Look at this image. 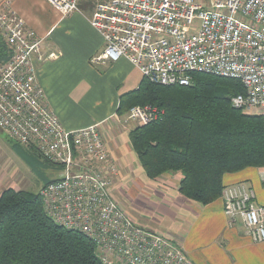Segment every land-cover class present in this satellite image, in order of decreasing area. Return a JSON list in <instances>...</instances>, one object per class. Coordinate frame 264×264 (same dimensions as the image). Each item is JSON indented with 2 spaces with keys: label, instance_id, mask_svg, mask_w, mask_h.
<instances>
[{
  "label": "built area",
  "instance_id": "obj_1",
  "mask_svg": "<svg viewBox=\"0 0 264 264\" xmlns=\"http://www.w3.org/2000/svg\"><path fill=\"white\" fill-rule=\"evenodd\" d=\"M63 15L80 11V0H46ZM89 22L104 40L92 63L126 58L161 85L190 86L195 74L240 82L233 107L264 119V0H97ZM0 131L35 149L58 172L40 195L57 224L85 234L104 264H196L181 244L137 224L114 194L120 176L100 124L67 129L50 107L37 64L44 37L27 27L10 0L0 3ZM158 107L133 106L121 118L147 124L163 117ZM264 180V169L261 172ZM223 211L241 222L254 242H264V204L239 182L224 188Z\"/></svg>",
  "mask_w": 264,
  "mask_h": 264
},
{
  "label": "crops",
  "instance_id": "obj_2",
  "mask_svg": "<svg viewBox=\"0 0 264 264\" xmlns=\"http://www.w3.org/2000/svg\"><path fill=\"white\" fill-rule=\"evenodd\" d=\"M10 2L27 27L44 37L46 55L58 53L37 64V77L62 124L67 129L100 124L120 171L114 193L128 214L140 225L178 240L196 264H264V242L247 236L241 222L230 224L222 198L202 205L179 191L181 172L156 179L145 173L129 137L134 127L116 118L121 95L137 89L145 77L126 58L92 63L104 48L102 36L89 22L94 8L83 4L80 11L63 15L46 0ZM263 169L227 173L224 185L246 182L264 204Z\"/></svg>",
  "mask_w": 264,
  "mask_h": 264
},
{
  "label": "trees",
  "instance_id": "obj_3",
  "mask_svg": "<svg viewBox=\"0 0 264 264\" xmlns=\"http://www.w3.org/2000/svg\"><path fill=\"white\" fill-rule=\"evenodd\" d=\"M8 55L0 36V59ZM240 92L238 80L195 74L190 86L143 78L137 89L121 95L120 115L136 105L165 110L161 119L129 132L147 176L181 172V194L208 205L221 198L225 174L263 169L264 119L232 106ZM95 249L81 232L53 221L40 193L10 187L0 194V264H104Z\"/></svg>",
  "mask_w": 264,
  "mask_h": 264
},
{
  "label": "rangeland",
  "instance_id": "obj_4",
  "mask_svg": "<svg viewBox=\"0 0 264 264\" xmlns=\"http://www.w3.org/2000/svg\"><path fill=\"white\" fill-rule=\"evenodd\" d=\"M81 1H84V3H81ZM96 2L97 0H80L79 6L81 7V5L83 4L84 6L89 5L90 8L93 9ZM159 109L163 111L164 116L165 110L162 108ZM122 116L123 115L119 114V116L116 117H120L119 120H117L120 121V123H127L134 128L136 126L142 125L138 121L130 120L125 122L121 118ZM58 175L59 174L56 169H54L50 164L46 163L45 160L39 155L38 151H35L23 144L14 143L13 141L9 140L8 136L5 133L0 131V194L5 189L10 187L17 190L21 189L40 193L45 184L50 179L52 180L56 178ZM135 222L137 223V221ZM140 226L144 227L143 225ZM167 236L171 237L169 235Z\"/></svg>",
  "mask_w": 264,
  "mask_h": 264
}]
</instances>
